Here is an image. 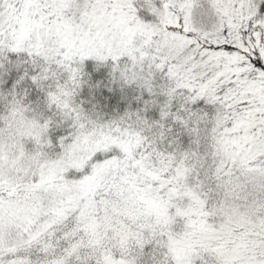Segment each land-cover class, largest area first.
<instances>
[{
  "label": "snow or ice",
  "instance_id": "6c2138e0",
  "mask_svg": "<svg viewBox=\"0 0 264 264\" xmlns=\"http://www.w3.org/2000/svg\"><path fill=\"white\" fill-rule=\"evenodd\" d=\"M0 264H264V0H0Z\"/></svg>",
  "mask_w": 264,
  "mask_h": 264
}]
</instances>
